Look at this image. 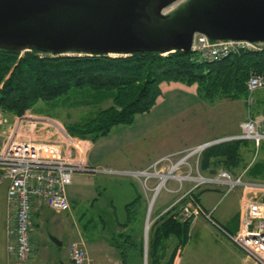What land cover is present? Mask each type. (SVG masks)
Instances as JSON below:
<instances>
[{
  "label": "rangeland",
  "instance_id": "rangeland-1",
  "mask_svg": "<svg viewBox=\"0 0 264 264\" xmlns=\"http://www.w3.org/2000/svg\"><path fill=\"white\" fill-rule=\"evenodd\" d=\"M171 85L173 84L168 83L163 86L164 93L151 110L136 115L131 124H123L118 126L119 128H114L111 134L101 139L99 143L107 142L113 136H118L119 138L121 133L125 131L131 133V139L143 132L144 135L148 136L136 140L137 143L139 141V146L159 149L173 144H188L202 138L223 135L234 131L235 122H239V119L236 120V118L242 112L240 102L242 98L216 100L210 104L195 93V86L193 85L190 87L180 84ZM78 97L82 98L81 100L84 99L82 94L78 95ZM256 97H264V88L257 89L253 94L252 101L249 103H246L243 99L245 108L243 115L239 117L242 118L241 121L247 116L257 115V112L253 111ZM59 101L64 103V100L60 99ZM109 102L103 101L101 106H106ZM99 106H60L54 109L51 106L46 107L44 103L39 102L34 108L43 114L49 111L55 116L53 118L57 117L60 121L47 120L53 122V125L57 124L64 128L65 122L89 118ZM260 114H262L260 116L264 117V107ZM25 115L30 116L31 114L27 112ZM37 119L39 118L37 117ZM7 127L8 125L0 126V149L8 136ZM225 137H228V135L219 138ZM254 147L258 148L252 153H246V151L241 153V163L244 162L248 165L254 162L257 163V166L264 168V141L259 142ZM185 152L178 151V153H175L172 161L182 156ZM168 153L166 152L165 154ZM196 155L193 154L185 160L187 165L182 163L176 168L175 175H178V179L174 177L162 179L161 183L163 185L157 194L154 191L159 183L158 176L153 175L147 178L144 175L130 176L103 171V169L137 170L138 167L100 164L98 166L100 171H75L67 190L70 196V209L66 212L55 213V211L46 208V205L38 204L40 206L36 208L37 212L34 214L32 223L33 229H35L33 240L38 244L39 241L48 239L49 235L57 237L62 241V246H58L49 240L51 249L47 251L53 258L58 259L61 256L64 264H68L67 259L63 256L65 249L67 251L68 243L74 240L78 233L81 234L87 243L92 259L99 264L102 263V260H105V264H123L119 254L120 249L127 252L129 257L126 260L129 262L124 264H147V245L145 251L144 245L145 240H148V230L146 236L144 235V230H146V226L149 229V226L159 217L168 214L173 215V218L179 221L190 220L187 239L176 253L173 264L175 262L177 264H245L244 253L226 235L214 227L205 216L209 214L210 218L217 224L225 226L229 232H232L229 227L233 222L228 223V226L223 222L230 218L231 213L237 208L242 194L240 187L235 186L224 194L225 187L223 186L197 183L195 180L181 177L185 176L186 173L193 177L197 176V173L206 176L218 169H223V165L218 164L214 172L201 171L198 164L199 155ZM159 156L161 155H149L148 160L153 161ZM145 167L139 169L142 170ZM162 167L156 169L166 173L169 164L166 163ZM156 169L149 168L148 172L154 173ZM228 172L233 176L240 175L243 179H249L245 177L244 167L238 166ZM262 175L264 176V172ZM196 193H199L198 200L193 196ZM199 196L202 204L204 206L212 204L210 206H213V210L202 209L199 203ZM132 200L133 202L129 205L132 209L129 213L131 218L127 223L122 208L123 204ZM163 203L169 204V208L160 213L157 218H154V211ZM184 206L192 210L196 209L195 211L197 212L193 213L191 211L189 214H184L182 210ZM249 227H251V222H249ZM119 232H124L128 237H131L136 248L133 249L127 245L128 242H131L130 238L127 241L125 240L127 244L124 240L122 241L118 238L117 233ZM141 242L142 253L141 249H139ZM166 242L165 257L161 262H164L173 250L174 239H169ZM117 243L119 248L115 245ZM34 246L36 248V244ZM38 248V250L36 248L37 251L42 250L40 245H38Z\"/></svg>",
  "mask_w": 264,
  "mask_h": 264
},
{
  "label": "trees",
  "instance_id": "trees-1",
  "mask_svg": "<svg viewBox=\"0 0 264 264\" xmlns=\"http://www.w3.org/2000/svg\"><path fill=\"white\" fill-rule=\"evenodd\" d=\"M21 53L0 48V110L22 116L39 102L54 109L100 105L89 118L63 125L70 136L90 141L107 135L116 125L131 124L137 114L149 111L162 95L165 84L193 85L195 93L211 104L222 99H245L248 76L264 70V45L257 50L230 53L215 61L198 60L189 50L127 55H56L36 49ZM80 94L84 95L83 100L78 97ZM256 98V101L264 99ZM103 101L110 102L102 107ZM45 114L55 117L49 111ZM257 148L246 139L210 144L199 153V169L214 172L222 164L223 169L231 171L240 166L244 167L245 177L264 180L263 167L254 162L241 163L243 150L252 153ZM198 194L193 195L196 200ZM189 223L190 220L179 221L168 214L154 221L147 234V264H173L187 239ZM119 236L128 239L122 232ZM169 239H174L173 250L161 262ZM139 249L142 253V242ZM124 256L121 250L123 263Z\"/></svg>",
  "mask_w": 264,
  "mask_h": 264
},
{
  "label": "built area",
  "instance_id": "built-area-1",
  "mask_svg": "<svg viewBox=\"0 0 264 264\" xmlns=\"http://www.w3.org/2000/svg\"><path fill=\"white\" fill-rule=\"evenodd\" d=\"M263 45L264 42L243 39H210L203 33L194 32L191 36L189 51L194 53L198 60L215 61L230 53L240 50H257ZM245 87L247 95L244 100L249 103L252 101L255 90L264 88V70L251 73L245 82ZM0 113L1 126L6 119L3 118L2 110ZM25 114L18 117V124L21 120L28 118L36 119ZM18 124L9 126L7 139L0 149V183L7 180L8 211L5 219L6 233L9 237L7 252L17 262L24 263L34 253L31 240L34 204L36 202L44 204L55 212L68 211L70 201L67 196V186L71 183L73 173L75 171L95 172L100 171V168L84 163L75 148L79 145V138L70 136L62 126L55 124L56 140L35 141L18 135ZM219 139V141L246 139L257 146L259 142L264 141V117L247 116L238 123L236 134ZM66 145L70 147L68 152L65 151ZM204 145L201 143L183 150L186 152L174 161H172L173 155L178 152L163 154L142 170L103 169V171L130 176L144 175L147 178L154 175L159 177L160 182L162 178L159 175L162 174L160 172L162 170L156 168L168 163L169 168L166 172L173 170V176H176V168L182 163L187 165L185 160L191 155L198 156L206 147ZM149 168L156 171L148 172ZM186 175L183 176L185 179L195 180L197 183L223 186L224 194L235 186L240 187L242 194L239 200L238 225L234 232L226 231L211 219L209 214L205 216L244 253L245 264H264V180L243 179L240 175H231L226 169H218L206 176L198 173L195 177L189 176L188 173ZM182 210L184 214H189L191 211L197 212L196 209L192 210L186 206ZM67 251L70 264H99L90 257L85 241L80 235L68 243Z\"/></svg>",
  "mask_w": 264,
  "mask_h": 264
},
{
  "label": "water",
  "instance_id": "water-1",
  "mask_svg": "<svg viewBox=\"0 0 264 264\" xmlns=\"http://www.w3.org/2000/svg\"><path fill=\"white\" fill-rule=\"evenodd\" d=\"M194 32L264 42V0H0L2 49L166 54L188 51Z\"/></svg>",
  "mask_w": 264,
  "mask_h": 264
},
{
  "label": "crops",
  "instance_id": "crops-1",
  "mask_svg": "<svg viewBox=\"0 0 264 264\" xmlns=\"http://www.w3.org/2000/svg\"><path fill=\"white\" fill-rule=\"evenodd\" d=\"M172 84L173 85H171V86H174L175 84H178V83H172ZM163 93H164V89H163ZM240 102H241L242 112H240L239 117H241V115H243V110L245 108V105L243 103V99L240 100ZM263 107H264V99L263 100H257L255 102V104L253 105V111L255 113L257 112V115L260 116V115H262V114H260V111L263 110ZM27 112H30L31 116L36 117V119H26L25 120L26 122L24 120H21L19 122V124L17 123L19 116L3 112V116H4L3 118L6 119L3 126L8 125V127L6 128L7 133L9 132V126L10 125L15 126L16 124H18V135L22 136L24 139L35 140V141H50V140H56L57 139L56 127H55V125H53V122H50L47 119H49V120L54 119V120L60 121L59 119L53 118L51 116L43 114L42 112L36 111V108H34L33 110H31V109L27 110L25 113L27 114ZM0 115H1V113H0ZM257 115H254V116H257ZM37 117L39 119H37ZM239 117L236 118V120L239 119V122H240L242 118H239ZM42 118H44V119H42ZM239 122H235L236 124H234L235 126L233 128V130H234L233 132L223 134V135H218V136H210V137L202 138L200 140H195L193 142H189L188 144H182V145L173 144L171 146H168L165 148H159V149L158 148H156V149L151 148L150 149L148 146L147 147L139 146V141L137 143L136 140L143 139V137L148 136V135H144L143 132L140 135H136L135 138L131 139V133H129V132L127 133L125 131V132L121 133V137H119V138H118V136H116V137L113 136V138L109 139V141L99 143L101 139L106 138L109 134H111V132L114 130V128H117L118 126L123 125V124H120V125L114 126L107 135L99 137L95 141H90L87 139H79V145H76L75 148H76L78 154H80V158H83L84 163H86L87 165H90V166H99L100 164H109V165H115V166L128 165L130 167H133V166L138 167L137 169H139V168H143V167L147 166L152 161V160H148L149 155L156 156L158 154L163 155L162 153L165 154L166 152L168 153V152H173V151H176V152L183 151L185 149H188L189 147H192L193 145H198V144L205 143V142H208L211 140L219 139V137H221V136H225V135L230 136V135L236 134L238 132V123ZM120 128H122V127H120ZM162 137H163V135H162ZM69 148L70 147H68V145H66L65 151L68 152ZM246 153H248V151H246ZM68 186H67V190H68ZM241 192H242V190H241ZM6 193H7V180H4L2 183H0V264H64L62 262L61 256L57 259V258H53L49 255V253L47 251L48 249H51L49 239H45L44 241H39L38 244L33 240V234H34L35 229H33V231H32L31 240L33 242V245L36 244L37 250L39 249L38 245H40L42 247V250H40L42 252L37 251L35 246H34L33 255L30 257V259L27 262H24V263L17 262L13 257H11L9 255V253L7 252V244L9 241V237L6 233V228H5V219H6V214L8 211V203L6 200ZM67 196L69 199L70 196L68 195V193H67ZM127 203L123 204L122 212H124V215L126 218L125 221L129 222L130 218H131L129 213L132 209H131V207L126 206ZM199 203H200L202 209L208 210V211H211V209L213 210V206H210L212 204H206L205 206L202 204V202L200 200V196H199ZM38 204L39 203L36 202L34 204V207H33L32 223L34 220V214H36V212H37L36 208H37V206H40ZM46 208H49V207L46 206ZM168 208H169V204L166 205L165 203H163L159 208H157L154 211V218H157L160 213H162L163 211H165ZM238 208H239V201H238L237 208L233 211V213H231L232 215L230 216V218H227L223 222L227 226H228V223L233 222V224H230V227H229L232 230V232L237 229V225H238V211L237 210H239ZM55 213H61V212H55ZM127 223H123V224H127ZM146 225H148V224L146 223ZM119 233H121V232H119ZM119 233H117L118 236H119ZM122 233H123V235H125L128 238V239H126V241L129 240V238H130L131 242H128V244H127L123 236H119L118 238H120L122 241L124 240L128 246L135 249L136 245L134 244V242H132L131 237H128V235L124 232H122ZM79 235L81 236V234L78 233L77 237ZM85 244H86V248L88 251L87 243L85 242ZM115 245L117 248H119L118 243ZM146 245H147V240H145L144 251L146 250ZM60 246H62V245H60ZM121 250H123V249H120V251H119L120 255H121ZM89 255H90V253H89ZM63 256H65L68 264H70L69 259H68V251H66V249H65V253ZM124 257L126 258V260L129 259L127 252H125ZM132 258H134V257H132ZM144 259H145V257H144ZM126 262H129V261H126ZM100 264H105V260H102V263H100ZM175 264H177V263L175 262Z\"/></svg>",
  "mask_w": 264,
  "mask_h": 264
},
{
  "label": "bare ground",
  "instance_id": "bare-ground-1",
  "mask_svg": "<svg viewBox=\"0 0 264 264\" xmlns=\"http://www.w3.org/2000/svg\"><path fill=\"white\" fill-rule=\"evenodd\" d=\"M173 169V168H172ZM173 170H170L169 172H166V173H162L161 175H159L162 179H164V178H169V177H174V178H176V179H178L177 177H178V175H176V176H173V172H172ZM181 177H183V176H181ZM162 179H161V181H162ZM161 181L159 182V184H158V186H157V188H156V192L158 191V189L163 185V183H161ZM155 192V193H156ZM147 222V221H146ZM147 230H148V226L146 227V230H144V235L146 236V234H147Z\"/></svg>",
  "mask_w": 264,
  "mask_h": 264
}]
</instances>
